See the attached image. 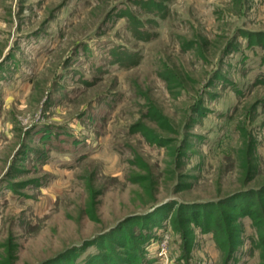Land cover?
Returning a JSON list of instances; mask_svg holds the SVG:
<instances>
[{
    "label": "rangeland",
    "instance_id": "374dc122",
    "mask_svg": "<svg viewBox=\"0 0 264 264\" xmlns=\"http://www.w3.org/2000/svg\"><path fill=\"white\" fill-rule=\"evenodd\" d=\"M141 1L0 0V264L264 263L193 207L264 187V0Z\"/></svg>",
    "mask_w": 264,
    "mask_h": 264
},
{
    "label": "trees",
    "instance_id": "16d2710c",
    "mask_svg": "<svg viewBox=\"0 0 264 264\" xmlns=\"http://www.w3.org/2000/svg\"><path fill=\"white\" fill-rule=\"evenodd\" d=\"M141 3L142 4L140 5V7L142 6L144 12H149V13L153 12L157 8L162 7V5L154 6L152 4V2H150V0H143V1H141ZM162 16H163V14H162ZM132 27L133 28L136 27V24L133 25ZM138 30L139 29H137V31L135 30L136 33L140 34L141 37H143L145 35V33L141 30H139L140 32H138ZM261 62H262V64H264V55L261 59ZM232 87H234V86H232ZM234 89H236V87H234ZM236 91H237V89H236ZM198 112H199V110H196L195 113L197 114ZM251 194H253V195L259 194L260 196L264 195V187L260 188V190H257V191L256 190H249V191H245V192H240L239 194H235L233 197H225L221 200H218V202L210 201L208 203L196 204V205H193V207L202 208V207L222 206L229 201H233V200L237 199L238 197L245 196V195H251ZM238 216H241V217L245 216L251 221V225L253 226L255 231L257 233L258 232L260 233V235H261L260 239H261L262 244L264 245V235H263L264 234V203H261L260 205L256 206L255 210H253L251 212L250 211H243V212L240 211ZM218 226H219V224H218ZM202 229H204L205 232H211V231H209L210 229L208 226H205V228H202ZM231 231H232V229L230 227L227 228L226 226H224L221 228V231H219L218 233L215 232V234H213V235H214V237L216 235L214 241H216L219 238V236L222 237V235H223L224 237H222V238H224L226 244L227 243L229 244V248H231V253H233L235 251V248H236L235 247L236 241L233 239V235H232ZM262 259H263V257H262ZM143 260H144L143 258L140 259L136 256L134 259L130 260V264H133V263L134 264H144Z\"/></svg>",
    "mask_w": 264,
    "mask_h": 264
}]
</instances>
